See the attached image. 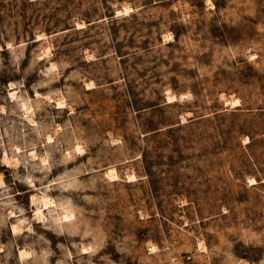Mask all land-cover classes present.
Masks as SVG:
<instances>
[{
	"label": "rangeland",
	"instance_id": "374dc122",
	"mask_svg": "<svg viewBox=\"0 0 264 264\" xmlns=\"http://www.w3.org/2000/svg\"><path fill=\"white\" fill-rule=\"evenodd\" d=\"M0 264H264V0H0Z\"/></svg>",
	"mask_w": 264,
	"mask_h": 264
},
{
	"label": "bare ground",
	"instance_id": "6f19581e",
	"mask_svg": "<svg viewBox=\"0 0 264 264\" xmlns=\"http://www.w3.org/2000/svg\"><path fill=\"white\" fill-rule=\"evenodd\" d=\"M126 12H127V10H126ZM120 13H121V12H120ZM78 24H80V22H79ZM81 24H82V23H81ZM81 24H80V25H81ZM80 25H78L77 27L79 28ZM172 95H173V94H172ZM171 97H172V96H171ZM171 99H174V98H171ZM232 106H233V105H232ZM111 171H113V169H111ZM113 174H115L114 171H113ZM113 177H117V176H114V175H113ZM44 202H45V201H44ZM49 202H51V201L49 200ZM49 202H48V203H49ZM50 204H51V203H50ZM38 213L42 215L43 212L38 211ZM68 215H70V214H68ZM68 215H66V216H68ZM68 218H69V217H68ZM70 218H71V217H70ZM21 255H22V254H21Z\"/></svg>",
	"mask_w": 264,
	"mask_h": 264
}]
</instances>
